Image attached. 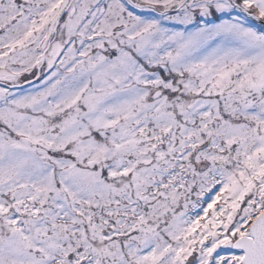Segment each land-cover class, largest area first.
I'll return each mask as SVG.
<instances>
[{"label":"snow or ice","instance_id":"1","mask_svg":"<svg viewBox=\"0 0 264 264\" xmlns=\"http://www.w3.org/2000/svg\"><path fill=\"white\" fill-rule=\"evenodd\" d=\"M0 264H264V0H0Z\"/></svg>","mask_w":264,"mask_h":264}]
</instances>
